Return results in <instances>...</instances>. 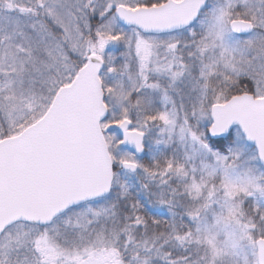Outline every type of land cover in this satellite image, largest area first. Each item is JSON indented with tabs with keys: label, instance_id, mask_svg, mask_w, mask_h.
Masks as SVG:
<instances>
[{
	"label": "snow or ice",
	"instance_id": "1",
	"mask_svg": "<svg viewBox=\"0 0 264 264\" xmlns=\"http://www.w3.org/2000/svg\"><path fill=\"white\" fill-rule=\"evenodd\" d=\"M0 264H264V0H0Z\"/></svg>",
	"mask_w": 264,
	"mask_h": 264
}]
</instances>
